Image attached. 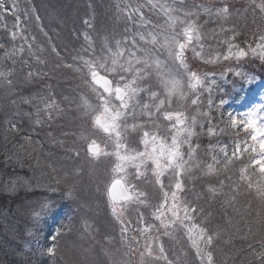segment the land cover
<instances>
[{
    "label": "trees",
    "instance_id": "1",
    "mask_svg": "<svg viewBox=\"0 0 264 264\" xmlns=\"http://www.w3.org/2000/svg\"><path fill=\"white\" fill-rule=\"evenodd\" d=\"M31 1L18 0L20 27L26 30L29 38L33 36L36 38L31 52L25 45L22 55L17 53L12 59L6 58L5 49L8 52L13 48L18 49L21 46L19 41L21 44L23 41L20 38L11 40L10 33L13 27H5L14 20L13 16L8 13L6 19L0 21V43L5 45V49H0V68L13 70L12 85L0 79V264H59L61 258L67 256L70 262L78 263L93 254L99 255L92 258L98 262L110 261L111 264L114 260L120 264L121 262L127 264L129 260L126 254L127 247L120 242V230L116 220L113 217L106 219L108 216L106 214L104 221L95 222L93 219L96 216L95 210L102 212L107 210L108 203L102 200V196L103 190L112 178L111 163L114 162L112 158L108 161L102 157L92 162L95 159L83 153L87 144L81 141L79 136L88 129L89 124L79 105L82 103V97L90 98L92 103L95 100L92 99L94 95L83 83L80 74L74 71V67H67L69 64L75 66L74 57L82 49L84 32L89 31L93 36L97 35L84 23L85 20H93L87 15L88 0H83L84 6L81 4L82 0ZM111 1L109 0V3ZM128 2L129 0H117L113 9L102 0V5L106 6L102 9V13L107 11L110 20L115 18V22L120 17L118 27L123 33L127 22L117 12V5L123 6ZM133 2L139 3L142 0H133ZM168 2L171 3V0ZM259 2L260 0L255 2L253 0H183L181 3L177 0L176 7L193 11L198 10L195 8L196 5L216 8L227 4L231 9V15L227 20L201 14L198 23L204 33L202 39L204 52H211L213 56L219 53L220 59L208 63L205 59L194 56L190 46L186 52L189 69L199 73L201 77H206V82L195 93L190 92L184 101L173 98V108H177L180 103L188 106L191 99L198 98L201 111L209 113L207 121H211L214 133L212 135L207 133L208 123L205 121L204 131L198 140L194 139V143L200 145L197 158L201 164L212 162L210 156L204 155V150L209 145H216L218 141L227 144L230 150L236 140L242 145L245 141L247 145L254 143L250 135L251 129L246 132L240 127L238 135L237 129L229 128L223 133L219 129L223 128L221 119L226 120L228 114H232L235 118L243 115L240 110H243V106L240 103L247 97L248 91L262 81L264 60L259 54L253 55L251 52L239 60L235 58L224 60L223 55L227 54V46L218 41H223L226 35H230L220 32L223 26L229 29L235 28L238 36L234 43L246 52L249 45L255 47L259 42V35L264 33V13L256 7ZM33 7L36 10L34 15L40 17L39 25L43 31L37 26V20L24 17L25 10L31 15ZM79 8L81 9L75 18ZM72 13L74 17L70 19ZM145 13L151 16L155 23L164 24L165 17L162 13L156 15L147 8ZM54 14L60 16L57 20L63 21L62 24L56 26L51 24V20L55 19ZM109 23L110 21L107 25ZM101 30V33H105L107 27L104 26ZM53 46L59 55L52 51ZM32 53L39 55L44 62L39 63ZM21 71L24 73L21 74ZM29 71L34 74L31 79H27L24 75ZM36 78H39V81L35 83ZM152 83H156L154 78ZM49 93L59 103L62 111L53 113V118L49 120L48 114L42 110L39 117L42 122L36 124L35 108L23 104V97L37 94L48 96ZM84 93L86 95H83ZM65 97L68 99L65 100ZM144 99L147 100V97ZM209 99L212 100L211 105L208 104ZM39 106L43 109V105ZM194 108L195 106L188 107L187 114L194 115ZM9 121L17 125L15 131L9 130ZM163 123L167 124L166 121ZM43 131H46L44 136H42ZM46 136L51 140L44 142ZM25 137L30 139L26 140ZM95 138L102 148H112L108 137L102 132L96 133ZM56 139L63 140L60 145L65 150L56 146L57 144L51 146L52 143L57 142ZM53 149H60L63 152H51L49 153L51 156L64 154L66 159H55L59 163L63 162L60 165L50 166L51 172L44 156H47L46 151ZM77 150H81L79 156L76 155ZM243 159L246 161L247 155ZM80 162H83V166L79 168ZM239 168L240 165L236 164L231 167V171L221 172L219 175H204L203 172L194 170L193 178L185 179L187 199L197 208V222L203 223L212 232H220L212 248L215 264H257L251 253L253 249H259L258 241L264 237V223L259 222L260 218L257 216L261 204L254 194L241 188L235 202L231 206L226 203V194H230L232 186L227 177L230 176L232 181H236ZM62 173L65 175L62 176ZM131 173H134V170ZM66 175L72 185L64 194L72 197L64 201L62 184L69 185L64 177ZM148 176L151 178L150 171ZM130 180L138 183L133 175L130 176ZM221 180L224 181L223 188L219 184ZM76 181L80 183L77 184ZM12 182H15L14 187L11 186ZM88 182H91V186H97V195L86 188ZM74 184L77 185L76 189ZM140 187L148 193L150 202L155 203L154 197L158 186L144 182L140 183ZM209 187L217 190L215 195L208 191ZM89 201L97 202L96 207H93V203ZM44 204L48 205L46 209L42 208ZM141 211L147 213L150 210L141 207ZM36 213H39V216H36ZM135 215L136 213L129 208L125 218ZM146 219L151 217L146 215ZM58 228L65 234L59 239L55 257H50L43 253L42 249L53 243L51 237ZM167 239L161 237L166 249H168ZM168 242L171 246V253L168 252L170 259L176 260L179 257L180 260L186 259L187 264H200L187 242L181 245L175 240ZM249 244L252 248H249ZM104 247H110L112 250L104 254L97 250ZM175 248L179 251L172 253Z\"/></svg>",
    "mask_w": 264,
    "mask_h": 264
},
{
    "label": "snow or ice",
    "instance_id": "2",
    "mask_svg": "<svg viewBox=\"0 0 264 264\" xmlns=\"http://www.w3.org/2000/svg\"><path fill=\"white\" fill-rule=\"evenodd\" d=\"M180 2L183 3V0ZM176 3L177 0H171V3L168 0H142L139 3L129 0L123 6L117 5V12L127 22L121 38L105 35L98 50L95 41L85 33L86 46L74 57L75 66L69 64L67 67H74V71L80 74L83 83L95 97L94 103L90 102V98H81L79 107L89 127L79 139L87 144V153L91 158L99 159L102 155L114 157L111 170L113 176L106 185V195L111 214L119 225L120 242L127 247L126 254L139 252L141 264H187L186 259H170L168 250L161 242L162 236L175 238L174 234L182 231L195 250V258L199 259L200 264H215L212 248L220 232H212L203 223L197 222V208L187 199L185 179L193 178L194 170L203 172L204 175H219L221 172L231 171L232 166L239 164L237 180L232 181L230 176L227 177L232 186L230 194H226V203L231 206L243 188L259 200L261 208L257 211V216L260 218L259 222L264 223V116L260 115L264 112V105L246 113L245 118L240 121L232 114L220 121L223 124V128L219 129L221 133L233 128L237 129L238 135L240 127L246 132L251 129L253 144L247 145L245 141L242 145L236 140L230 150L227 144L218 141L216 145H209L204 150V155L210 156L212 162L201 164L197 158L200 145L194 143V139L198 140L204 131L209 113L201 111L198 98L191 99L188 106L180 103L177 108L172 107L173 98L184 101L190 92L195 93L206 82V77L189 69L186 52L190 46L194 56L205 59L208 63L220 59L219 53L213 56L211 52H204V33L198 23L201 14L227 20L231 9L227 4L216 8L196 5L198 10L193 11L176 7ZM256 7L264 13V0H260ZM145 8L156 15L162 13L165 17L164 24L155 23L145 13ZM35 11L33 7L31 12L35 14ZM8 13L15 16L17 21L14 25L16 30L10 33L11 40L15 41L19 37L23 41L18 49L13 48L11 52L0 43V49H5L6 58L12 59L17 53H24L25 45L31 52L36 38H29L26 30L20 27L18 0H0V21L5 20ZM24 15H28V10H25ZM35 19L39 21L40 17L37 15ZM84 23L89 28L94 27L89 20ZM220 32L230 33L223 41H218L227 46L224 60H239L249 52L259 54L264 60V33L259 35L256 46L249 45L246 52L234 43L238 36L235 28L221 26ZM52 51L59 55L55 46ZM32 54L39 63L44 62L39 55ZM12 75V69L0 68V79L8 85H12ZM33 76L31 71L27 73L29 79ZM153 78L155 84L152 83ZM23 104L35 108L36 124L42 122L39 118L42 110L48 114L49 120L53 118V113L62 111L50 93L48 96L37 94L23 97ZM208 104H212L211 99ZM39 105H43V109ZM191 106H195L194 115L187 114L188 107ZM165 121L167 124L163 123ZM207 123V133L212 135L214 127L211 121ZM8 124L9 130L17 129L15 123L9 121ZM98 132L106 134L111 141V152L101 149L95 138ZM79 154L77 150L76 155ZM246 155L245 161L243 157ZM129 169H133L134 173H130ZM149 171L151 178L148 176ZM130 175L138 183L130 180ZM144 182L158 186L155 203L150 202L148 193L140 187V183ZM14 183L11 186L14 187ZM219 184L221 188L225 186L223 180ZM208 191L215 195L217 190L209 187ZM47 207V204L42 205V208ZM141 207L150 211H141ZM129 208L136 215L126 219L125 213ZM35 215L39 216V213ZM146 215L151 219H146ZM157 221L158 224L155 223ZM64 234L58 228L51 237L53 243L43 248L42 252L55 257L59 239ZM258 245L259 249H253L251 254L257 264H264V237L258 241ZM249 248H252L251 244Z\"/></svg>",
    "mask_w": 264,
    "mask_h": 264
},
{
    "label": "rangeland",
    "instance_id": "3",
    "mask_svg": "<svg viewBox=\"0 0 264 264\" xmlns=\"http://www.w3.org/2000/svg\"><path fill=\"white\" fill-rule=\"evenodd\" d=\"M34 0H32L31 2H33ZM77 1H79V0H77ZM103 1H105V2H107L108 4H109V6L111 7V8H113V5H116L117 4V0H112L110 3H109V0H103ZM118 1H120V0H118ZM119 3V2H118ZM81 4L84 6V2H83V0H82V2H81ZM87 8H88V18H92L93 20V22L92 21H90L92 24H93V26L94 27H92L91 29L93 30V31H95L96 33H97V35L96 36H93L89 31H85L84 32V34L85 33H88L89 35H90V37L95 41V44H96V47H97V49L99 50V47H100V43H101V40H102V38L105 36V35H107V36H109V37H115V38H121V36H122V34H123V32L121 31V29L118 27V24H120V17L119 18H117L118 20H117V22H115L116 20H115V18H111V20H110V14L107 12V11H105V12H103L102 13V9H104V8H106V6H104V5H102V0H88L87 1ZM77 7V6H76ZM80 9L81 8H79V10H77L76 11V16H75V18L78 16V13H79V11H80ZM113 9H115V8H113ZM74 13H72L69 17H70V19H73V17H74V15H73ZM99 14V15H98ZM9 15H11V13H9ZM12 16V15H11ZM10 16V17H11ZM35 16L36 15H34L33 13L31 14V15H27V16H24L25 18L27 17L28 19H30L31 17L33 18V20H36L35 19ZM14 17V20L13 21H11V22H9V23H7V27H13V30H16V29H14V25L17 23V21H16V17L15 16H13ZM21 17V16H20ZM54 17H55V19H53V20H51V24L53 25V26H56L57 24H62V22L63 21H58L57 19L60 17L59 15H57V14H54ZM112 19H114V20H112ZM105 23H104V22ZM110 21V23L107 25V23ZM37 26L41 29V25H39V21H38V23H37ZM104 26L105 27H107V30H106V32L105 33H101L102 32V30L100 31V29H103L104 28ZM39 29V30H40ZM90 29V28H89ZM12 30V31H13ZM101 34V35H100ZM42 37H43V32H42ZM19 38V37H18ZM19 45H21V42L19 41ZM86 46V43H85V40H84V37H83V43H82V47L81 48H83V47H85ZM71 48L75 51V49H74V47L73 46H71ZM32 60V59H31ZM195 72V71H194ZM21 74H23L24 72H20ZM197 73V72H196ZM25 75V77L27 78V79H29L28 77H27V74L25 73L24 74ZM198 75H199V73H198ZM25 79V78H24ZM41 79V78H40ZM37 81H39V78H36L35 79V83L37 82ZM158 90H159V88H157ZM83 95H86V93H84ZM94 97V96H93ZM86 98V97H85ZM93 100H95V97L94 98H92ZM82 101V100H81ZM240 105H242L243 106V110L242 109H240L241 110V114H243V115H241L240 117H237L236 119L238 120V121H240V120H242V119H244L245 118V114L246 113H248V112H250V111H252L254 108H256L257 106H260V105H264V76H263V78H262V81L260 82V83H258V84H256V85H254V87L252 88V89H250L249 91H248V93H247V97H245L244 98V100L240 103ZM60 115H62L63 116V114H61L60 113ZM260 115L261 116H264V112H261L260 113ZM64 117V116H63ZM258 123H259V121H258ZM44 132V134L42 135V136H44L46 133V131H43ZM49 135V134H48ZM44 142L47 140V141H49V140H51V138L50 137H48V136H46V137H44ZM57 140V142H55V143H52L51 144V146H53V145H55V144H57L56 146H58L59 148H61L62 150H65V148L62 146V145H60L61 143H63V140H58V139H56ZM46 141V142H47ZM109 142L111 143V141L109 140ZM55 146V147H56ZM65 146V145H64ZM245 146H247V145H245ZM66 148H68L67 146H65ZM101 147V146H100ZM101 149H103V150H105V151H109V152H111L113 149L111 148V149H109V148H107V147H104V148H102L101 147ZM62 150H60V149H53V150H49V151H46L45 152V154H47V156H44V155H42V156H44V157H46V163H47V166L49 167V169L51 170V168H50V166L51 167H53V166H56L57 164H59L60 165V163H62L63 161H61L60 163L59 162H57V160H55V159H59V160H64V159H66V156L64 155V154H62L61 156H57V157H55V155H53V156H51L49 153H51V152H63ZM81 151V150H80ZM79 151V152H80ZM83 153H85L86 155H87V153H86V148H85V150L83 151ZM49 154V155H48ZM49 156V157H48ZM88 156V155H87ZM102 157V159H107L108 161L112 158V160H113V162H114V157H109V156H101ZM93 159V158H92ZM97 161V159H95V160H93L92 162H96ZM58 165V166H59ZM114 166V164H112L111 163V166ZM81 166H83V162H80L79 163V168L81 167ZM113 168V167H112ZM57 170H58V167H57ZM132 170L133 169H129V172L131 173L132 172ZM51 172H52V170H51ZM62 176L63 175H65L64 173H62L61 174ZM112 176H113V173H112ZM131 176V175H130ZM130 176H129V179H130ZM66 179H67V182H68V184L69 185H66V184H62V187H63V194H64V192L65 191H67L69 188H70V186L72 185V183L71 182H69L68 181V177H67V175L66 176H64ZM75 183H77V184H79L80 182H75ZM93 184H94V182H93ZM92 184H91V182H88L87 184H86V188H89V189H91L92 190V192H93V194H95V195H97L98 194V192H97V186H91ZM96 185H97V181H96ZM74 188L76 189L77 188V185H75L74 184ZM62 194V198L64 199V201H65V199H69V198H71L72 196H68V195H63ZM68 194V193H67ZM95 199H96V197H95ZM58 200H60V197L58 196ZM102 200H104V201H106L107 202V195H106V189H104L103 190V196H102ZM89 202H91V203H93V207H96V205L97 204H95V203H97V202H95V201H89ZM81 204H83V205H86L84 202H81ZM87 206V205H86ZM88 209V208H87ZM94 214H96V216L93 218L94 220H95V222L96 221H104V217H105V214L106 215H108V216H106V219H108V218H112L113 216H112V214H111V209H110V207L108 206V204H107V210H106V212H102V211H94ZM125 217H127V212L125 213ZM114 218V217H113ZM115 219V218H114ZM155 223H159L158 221L157 222H155ZM134 227V226H133ZM110 236H112V235H110ZM174 236H175V238H171V237H169V236H164V237H166V238H168L167 239V245H168V252H170L171 253V246H170V243L168 242L169 240H175V241H177V243L179 244V245H181L183 242H187L188 243V246H190L191 247V245H190V242L187 240V236L182 232V231H180V233H179V231H177L175 234H174ZM138 239H139V237H138ZM125 245V244H124ZM126 246V245H125ZM127 249V248H126ZM100 253H103L104 254V252H108V251H111L112 249L110 248V247H104V248H98L97 249ZM179 250L177 249V248H175L173 251H172V253L173 252H178ZM193 251L195 252V250L193 249ZM128 255V254H127ZM97 256H99V255H96V254H93V255H90L88 258H86V259H82L80 262H78L79 264H110V261H107L106 263H104L102 260H100L99 262H101V263H99L96 259H92L93 257H97ZM105 256V255H104ZM129 256V260H127V264H141V258H140V256H139V252H136V253H134V254H130V255H128ZM90 259H92V260H90ZM70 260V258H69V256H67L66 258L65 257H62L61 258V260H60V262H59V264H78V263H73V262H70L69 261ZM83 261V262H82ZM111 264H120L119 262H115L114 260L111 262Z\"/></svg>",
    "mask_w": 264,
    "mask_h": 264
}]
</instances>
